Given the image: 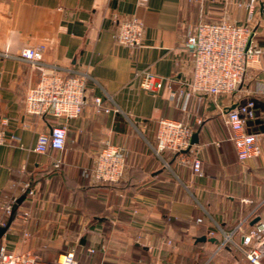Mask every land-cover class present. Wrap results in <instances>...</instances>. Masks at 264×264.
Returning <instances> with one entry per match:
<instances>
[{
  "label": "crops",
  "instance_id": "obj_1",
  "mask_svg": "<svg viewBox=\"0 0 264 264\" xmlns=\"http://www.w3.org/2000/svg\"><path fill=\"white\" fill-rule=\"evenodd\" d=\"M248 2L0 0V131L6 137L0 145V222L6 226L10 220L2 213L5 199L25 196L22 182L35 193L14 207L0 245L44 264L69 252L78 264H250L236 246L241 230L264 224V134L253 132L260 135V156L240 162L225 111L255 100L264 120V53L233 97L190 100L183 111L169 100L168 89L190 78L184 41L193 26L201 20L245 25ZM257 2L253 42L264 50V0ZM112 16L142 21L140 48L117 44ZM24 48L41 49L44 63L63 76H88L78 118L67 122L25 113L24 96L38 83L39 72L16 58ZM143 72L161 80L163 89L143 91ZM95 98L110 113L96 114ZM186 115L198 134L188 156L200 158L201 176L169 152L156 154L158 122ZM62 126L63 150L34 152L40 133ZM106 143L125 149V175L114 185H94L89 172ZM252 211L254 218L234 234V245L221 248L225 235Z\"/></svg>",
  "mask_w": 264,
  "mask_h": 264
},
{
  "label": "built area",
  "instance_id": "obj_2",
  "mask_svg": "<svg viewBox=\"0 0 264 264\" xmlns=\"http://www.w3.org/2000/svg\"><path fill=\"white\" fill-rule=\"evenodd\" d=\"M257 0H249L245 5L247 23L237 25L230 21L206 22L199 21L187 34L184 50L190 58V78L182 82L175 90L169 89V100L180 104L182 110H187L190 100L202 98L217 99L235 96L243 85L248 70L260 62L264 50L253 42V24L257 12ZM117 25L116 42L128 48H140L143 42L144 28L142 21L132 18L119 21L116 16L110 19ZM2 57H9L3 53ZM16 58L32 69L39 72V81L29 89L23 99L24 111L30 116H51L55 119L70 121L78 118L86 105L87 75H66L43 61L42 50L24 48ZM163 82L157 80L149 72L141 73L140 86L146 93L152 95L163 89ZM96 114H108L109 108L103 105L101 98L93 100ZM225 124L230 131L229 140L234 146L237 159L245 162L258 158L261 154L259 147L260 135L249 133L247 124L256 119L252 101L237 105L233 110H226ZM188 116L181 120L161 119L155 136L156 154L169 152L175 156L181 166H190L194 174L202 175L200 158L188 156L194 128L188 124ZM201 125V120H197ZM7 124L2 118L1 126ZM67 130L65 126L54 127L48 133H40L34 152L40 155L64 149ZM10 140H17L10 137ZM6 143L4 132L0 131V145ZM57 161L54 166L58 167ZM126 170V151L122 147L106 143L97 153L93 167L89 172V180L94 185H114L124 178ZM21 190L25 197L32 198L34 191L28 182L21 183ZM17 198H6L2 206V213L11 217ZM256 214L252 211L232 233L225 235L221 248L234 245L233 236L241 229V225L251 221ZM27 220V214L23 216ZM5 223L0 222V227ZM242 243L236 246L250 264H260L264 258V224L253 226L242 231ZM0 264H44L39 258L30 253H14L6 246L0 245ZM53 264H78L74 252L59 256Z\"/></svg>",
  "mask_w": 264,
  "mask_h": 264
},
{
  "label": "water",
  "instance_id": "obj_3",
  "mask_svg": "<svg viewBox=\"0 0 264 264\" xmlns=\"http://www.w3.org/2000/svg\"><path fill=\"white\" fill-rule=\"evenodd\" d=\"M260 10L264 11V4H262V3H260ZM252 102L254 104V110H255V114H256V119L253 122H250L249 124H247V128L249 129L248 132L249 133L255 132V133L264 134V120H261L260 117H259L258 104H257V102L255 100H253ZM234 108L235 107H232L229 110H233ZM251 128H252V130H251ZM191 144L192 145L198 144V134L197 133L193 134ZM24 200H25V196L20 197L18 199V201H17V204L20 205ZM13 214L10 217V220L8 221L6 226L5 227H0V239L4 236V234L7 232L8 228L10 227V224H11L12 218H13ZM257 219L258 218H256L253 221V223L256 222ZM199 241H204V238H201V240H199Z\"/></svg>",
  "mask_w": 264,
  "mask_h": 264
}]
</instances>
